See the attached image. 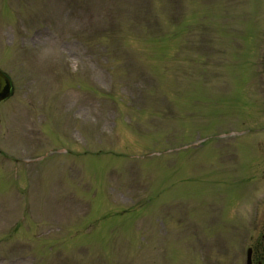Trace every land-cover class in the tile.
I'll return each instance as SVG.
<instances>
[{"label":"rangeland","instance_id":"374dc122","mask_svg":"<svg viewBox=\"0 0 264 264\" xmlns=\"http://www.w3.org/2000/svg\"><path fill=\"white\" fill-rule=\"evenodd\" d=\"M245 1L250 10L261 3ZM220 3L0 0V67L15 84L12 101L0 104V145L26 156V139L42 137L30 132L31 114L51 108L71 123L45 141L72 148L55 134L77 129L80 169L59 174L39 161L48 175L37 181L30 172L23 198L28 179L0 160V264H241L237 240L224 238L225 219L218 223L220 198L230 191L227 219L243 222L264 194V148L257 167L253 157L264 111L255 110L245 72L255 34L243 32L256 29L261 40L264 22L239 14V25L229 16L223 29ZM210 38L214 52L239 63L220 86L202 82L208 67L197 49Z\"/></svg>","mask_w":264,"mask_h":264},{"label":"flooded vegetation","instance_id":"af4514ba","mask_svg":"<svg viewBox=\"0 0 264 264\" xmlns=\"http://www.w3.org/2000/svg\"><path fill=\"white\" fill-rule=\"evenodd\" d=\"M254 264H264V222L253 244Z\"/></svg>","mask_w":264,"mask_h":264},{"label":"water","instance_id":"95a60500","mask_svg":"<svg viewBox=\"0 0 264 264\" xmlns=\"http://www.w3.org/2000/svg\"><path fill=\"white\" fill-rule=\"evenodd\" d=\"M9 79L0 71V100L10 93Z\"/></svg>","mask_w":264,"mask_h":264}]
</instances>
